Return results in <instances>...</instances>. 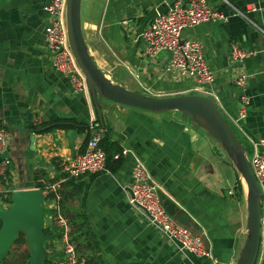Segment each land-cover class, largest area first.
I'll use <instances>...</instances> for the list:
<instances>
[{
	"label": "crops",
	"instance_id": "1",
	"mask_svg": "<svg viewBox=\"0 0 264 264\" xmlns=\"http://www.w3.org/2000/svg\"><path fill=\"white\" fill-rule=\"evenodd\" d=\"M49 1L0 0V125L11 135L9 191L36 189L34 179L40 171L45 186L58 184L60 189L69 183L65 192L70 198L60 213L71 223L84 224L83 232L87 230L93 239L91 253L84 238H78L79 249L89 252L88 264H237L248 232L247 192L235 166L223 162L222 152L207 134L181 120L177 112L155 114L102 101V127L89 92L75 93L67 78L51 66L45 46L48 18L44 9ZM175 1L81 0V29L89 54L114 84L150 97L176 96L192 85L167 72L166 54L147 58L137 37L139 27L153 10ZM205 1L223 12L227 20L200 25L183 36L201 42L214 76L211 88L223 110L235 116L241 108L239 97L247 95L249 105L241 126L254 140L264 138V38L260 32L264 31V0H228L249 20L233 16L231 8L220 0ZM231 44L255 55L232 63L228 58ZM117 68L127 75L123 82L113 79ZM243 72L249 76L244 91L234 83ZM60 119L96 123L102 137L131 154L121 157L122 165L114 174L107 171L65 179L60 164L82 152L85 134L72 129L77 132L72 140L69 130L31 132L37 120ZM135 158L147 166L159 186L163 207L175 224L201 236L213 260L182 252L148 222L144 213L128 204ZM77 186L85 191L76 194ZM49 202L41 205L43 233L47 228L51 232L54 226L50 217L44 216L43 207ZM10 205L0 203L4 210ZM45 235L49 237L43 245L46 261L60 257L62 246L50 242L52 233ZM256 264H264V226Z\"/></svg>",
	"mask_w": 264,
	"mask_h": 264
},
{
	"label": "built area",
	"instance_id": "2",
	"mask_svg": "<svg viewBox=\"0 0 264 264\" xmlns=\"http://www.w3.org/2000/svg\"><path fill=\"white\" fill-rule=\"evenodd\" d=\"M220 2L231 8L233 16L249 20L245 13L237 10L228 0H220ZM66 6L67 0H50L45 7L48 18L45 29V46L52 68L67 78L75 93L87 94L89 91L85 76L69 45ZM251 11L254 9L252 8ZM227 18L220 10L211 8L205 0H176L167 6L166 12L157 13V16L149 21L138 39L144 44L143 53L147 58L154 59L162 53L166 54L168 56L167 72L175 74L182 81L192 82V85L179 92L178 95H199L212 99L232 129L235 128L250 145L252 151L248 162L262 194V228L264 226V138L254 140L244 132L241 126V120L246 116L249 99L245 94L239 97L241 108L235 116L225 112L220 98L211 88L214 76L205 60L201 42L183 36L184 32L200 25L225 22ZM260 32L264 38V31L260 30ZM254 55L255 52L243 50L237 44H231L229 47L228 58L232 63H241ZM248 79V74L239 73L234 83L244 91ZM38 123H40L39 120L36 121V124ZM98 128L99 125L96 123L89 124L90 137L83 152L60 164L65 179H77L107 172V156L100 146L102 133ZM10 143L9 131L0 130V177L2 178L7 177V172L11 167V160L7 157ZM129 154L131 151L122 150L114 157L121 158ZM58 189V184H50L41 190L42 194L55 206L50 220L59 230L62 243L61 256L59 259H51L48 264H85L86 258L78 252L77 244L73 239V229L60 213L57 203L60 199L57 194ZM158 191L159 186L151 177L147 166L135 158L131 168L128 204L144 213L148 222L157 228L164 238L176 244L182 252L198 258L213 260L211 249L201 236L194 235L175 224L162 206ZM50 194H54L53 198H49Z\"/></svg>",
	"mask_w": 264,
	"mask_h": 264
},
{
	"label": "water",
	"instance_id": "3",
	"mask_svg": "<svg viewBox=\"0 0 264 264\" xmlns=\"http://www.w3.org/2000/svg\"><path fill=\"white\" fill-rule=\"evenodd\" d=\"M80 8L81 0H67L68 40L75 60L85 76L101 126L104 127L102 101H107L155 114L177 112L181 120L187 121L192 128L203 130L212 144L222 152L223 162L234 165L240 180L243 179L246 184L248 235L240 249L237 264H256L261 243L262 194L252 174L243 143L210 98L199 95L150 97L137 90H128L114 84L96 66L89 54L81 29ZM166 10L167 7L163 6L153 10L139 27L137 37H140L145 25L154 19L157 13H164ZM76 135L75 130L68 131V136L72 140H75ZM30 142L34 144V134L30 135ZM47 200L40 189L15 191L12 194L10 208L4 210L0 207V264L8 256L11 244L20 233L25 235L29 263L45 264L47 253L43 245L49 237L43 233L41 205ZM160 200L162 203L161 197Z\"/></svg>",
	"mask_w": 264,
	"mask_h": 264
},
{
	"label": "trees",
	"instance_id": "4",
	"mask_svg": "<svg viewBox=\"0 0 264 264\" xmlns=\"http://www.w3.org/2000/svg\"><path fill=\"white\" fill-rule=\"evenodd\" d=\"M5 128H3L0 125V130H4ZM72 129H77L79 132H82L85 134V138L83 141V147H82V152L85 149L87 142L89 140L90 137V129H89V125L85 124V123H81L78 122L74 119H60V120H56L54 122H40L38 124H36L35 126H33L31 128V132L33 133H37V134H46L49 133L53 130H63V131H68V130H72ZM100 146L102 147V149H104V151L106 152V156H107V161H106V169L108 172L110 173H116L119 168L122 165V159L121 158H115L114 156L118 153L121 152V149L117 146L116 143H112L109 142L108 138L106 136L102 137L100 140ZM44 176L43 172L40 171L39 173H37V175L35 176V188L36 189H40L42 190L45 185L43 184V182H41L42 177ZM72 183V182H70ZM10 175H7V178L4 179L2 177H0V203H5L10 205L12 202V192L9 191L10 190ZM69 183L63 184L60 189H58L57 194L59 195L60 199L57 202L60 210L61 207L63 208V204L65 203V201L68 200V198H70V196L65 192L66 186ZM240 182H237V189H240ZM2 188V190H1ZM75 189V188H74ZM76 194H80L83 193L85 191V188L83 190L82 186H77V189L74 190ZM54 194H50L49 198H53ZM63 216H65L64 214H62ZM68 222L70 223L72 229H73V239L77 244V249L79 251L80 254H82L83 256H85L86 258V263L88 264V262L90 261V256H89V252L93 253L94 252V244H93V239L90 237V234L87 230H85L83 232V228H84V224L83 225H77L76 223H71V221L68 218ZM0 227H1V222H0ZM44 233L45 234H49L51 235L50 229H44ZM77 234V236H76ZM78 238H84V244H85V248L89 251H85V250H80L79 248L81 247V245H78ZM87 253H85V252ZM11 255V264H30L29 263V253H28V249H27V242L25 239V235L23 233H20L15 240L13 241V243L11 244L10 248H9V253L8 256ZM8 256L3 260L2 264H10L8 262ZM51 259H47L46 264H48V262Z\"/></svg>",
	"mask_w": 264,
	"mask_h": 264
},
{
	"label": "rangeland",
	"instance_id": "5",
	"mask_svg": "<svg viewBox=\"0 0 264 264\" xmlns=\"http://www.w3.org/2000/svg\"><path fill=\"white\" fill-rule=\"evenodd\" d=\"M122 70L123 69H121V68H117L116 69V71H115V75L116 76H114V78H113L115 81L123 82L122 79L127 77L126 74L122 73ZM165 114H167V113H165ZM233 129L235 130V133H236L237 137L239 138V140L243 143V145H245V151H247V159H248L249 156H250L249 151H248L249 150L248 149V145H247L246 141L244 140V138L236 131V129L235 128H233ZM241 181H243L242 184H244V187L246 188V184H245L244 180L242 179ZM246 190H247V188H246ZM43 209H44L45 218H46V216L47 217L48 216L52 217L53 214H54L55 206L51 202H49L48 205L47 204L44 205ZM51 233L54 236H53V238H52V240L50 242H54L55 241L56 245H58V247L62 246L59 230L55 226L51 227ZM51 259H59V256L51 257ZM8 262L11 264V255L8 256Z\"/></svg>",
	"mask_w": 264,
	"mask_h": 264
},
{
	"label": "bare ground",
	"instance_id": "6",
	"mask_svg": "<svg viewBox=\"0 0 264 264\" xmlns=\"http://www.w3.org/2000/svg\"><path fill=\"white\" fill-rule=\"evenodd\" d=\"M247 188V187H246Z\"/></svg>",
	"mask_w": 264,
	"mask_h": 264
}]
</instances>
